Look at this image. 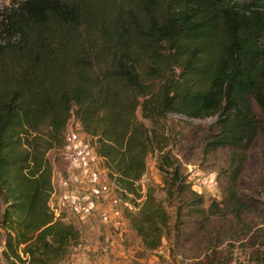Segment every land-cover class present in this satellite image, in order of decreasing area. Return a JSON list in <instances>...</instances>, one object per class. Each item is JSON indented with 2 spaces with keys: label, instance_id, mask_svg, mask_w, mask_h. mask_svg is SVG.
Instances as JSON below:
<instances>
[{
  "label": "trees",
  "instance_id": "1",
  "mask_svg": "<svg viewBox=\"0 0 264 264\" xmlns=\"http://www.w3.org/2000/svg\"><path fill=\"white\" fill-rule=\"evenodd\" d=\"M171 114L214 118L206 150L241 152L264 138V0L0 7V264H59L79 243V228L50 204L49 152L67 144L73 116L131 228L157 249L171 219L204 206L170 148ZM149 156L165 200L141 184Z\"/></svg>",
  "mask_w": 264,
  "mask_h": 264
},
{
  "label": "rangeland",
  "instance_id": "2",
  "mask_svg": "<svg viewBox=\"0 0 264 264\" xmlns=\"http://www.w3.org/2000/svg\"><path fill=\"white\" fill-rule=\"evenodd\" d=\"M8 4L10 0H0V7ZM252 107L262 115L255 102ZM213 121L214 118L190 119L176 114L169 115L166 121L170 148L203 198L204 206L199 212L189 213L184 208L176 222L171 219L162 244L149 250L124 215L127 203L115 197L118 205L108 215L96 211L85 220L73 218L81 233L79 243L59 264H239L263 256L264 138H257L248 150L241 152L228 148L206 150L204 141ZM67 136L68 140L77 139L87 146L95 172L104 169L74 116ZM49 157L53 173L69 166L63 148L50 151ZM162 178L155 157L149 156L141 184L144 188L155 186L158 196L165 200ZM104 183L113 192L111 196H116L108 178ZM50 204L57 215L64 213L55 197L51 196ZM166 204L170 205L168 201ZM169 210L173 215L171 205Z\"/></svg>",
  "mask_w": 264,
  "mask_h": 264
},
{
  "label": "crops",
  "instance_id": "3",
  "mask_svg": "<svg viewBox=\"0 0 264 264\" xmlns=\"http://www.w3.org/2000/svg\"><path fill=\"white\" fill-rule=\"evenodd\" d=\"M92 159V154L88 152L82 162L69 163L66 170H57L53 173L52 197H55L57 205L62 207L66 216L70 217L74 224V217L85 220L88 215L94 214L96 211L108 215L114 206L118 205L116 196H111L113 192L106 189L104 182L107 180V176L94 171ZM67 175L74 178L72 184L66 182ZM88 197L96 198L95 206L90 212H84L75 207L77 200H84Z\"/></svg>",
  "mask_w": 264,
  "mask_h": 264
},
{
  "label": "built area",
  "instance_id": "4",
  "mask_svg": "<svg viewBox=\"0 0 264 264\" xmlns=\"http://www.w3.org/2000/svg\"><path fill=\"white\" fill-rule=\"evenodd\" d=\"M86 153H87V146L84 145L82 142H80L77 139L68 140L67 144L63 148L64 158L69 163L82 162L86 157ZM99 173L102 175H106L105 169H101L99 171ZM65 180L68 184H72L74 182V178L71 175H67L65 177ZM94 197H88L84 200H82V199L77 200L75 207H77L78 209H80L84 212H90L95 206V199L96 198H94ZM107 247H108L107 245H104L105 249H107Z\"/></svg>",
  "mask_w": 264,
  "mask_h": 264
}]
</instances>
